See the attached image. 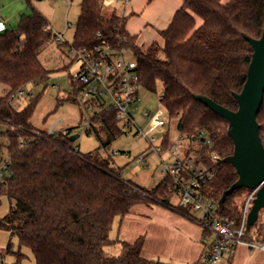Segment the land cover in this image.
<instances>
[{"label":"trees","instance_id":"1","mask_svg":"<svg viewBox=\"0 0 264 264\" xmlns=\"http://www.w3.org/2000/svg\"><path fill=\"white\" fill-rule=\"evenodd\" d=\"M263 28L264 0H183L169 26L160 31L164 44L154 41L144 49L126 30V18L107 9L105 0H81L72 43L76 47L107 44L114 50L126 49L137 60L143 87L155 90L157 82L162 83V104L176 121L179 133L189 139L188 153H200L215 170L202 184V193L214 203L217 214L229 217L235 227L242 224L246 200L242 195L249 188L236 189L219 204L224 190L238 178L226 160L234 150L228 135L230 124L195 95H206L236 110L234 93L243 88L253 53L244 34L259 38ZM53 40L55 33L47 17L33 6L15 27L0 32V82L8 87L0 97V121L7 124L0 130L5 138L0 142V165L8 156L10 168L0 182V194L5 193L9 200L0 228L16 234L20 245L31 249L36 264H176L144 257V236L134 242L121 240L118 254L105 249L116 241L110 236L116 217L125 216L137 203H160L187 216L192 211L189 205L171 201L174 192L167 177L147 188L125 177L112 156L101 153V148H109L114 139L126 133L113 108L104 106L89 120L88 132L95 134L99 148L75 155L70 151L76 146L71 134L47 136L44 130H40L43 135L34 134L39 129L31 122L33 97L21 110L10 103L9 95L25 84L46 80L49 71L40 60V51ZM72 86L69 97L77 99L82 86L74 76ZM257 119L261 128L264 101ZM198 129L208 131L213 145L198 147L191 142ZM24 139L27 143L21 145ZM214 153L217 161L212 158ZM253 225L256 228L251 232ZM253 225L245 228V237L264 242L261 211ZM204 236L213 238L208 231ZM10 251L11 245L0 248V255ZM188 264L207 261L202 256Z\"/></svg>","mask_w":264,"mask_h":264},{"label":"rangeland","instance_id":"2","mask_svg":"<svg viewBox=\"0 0 264 264\" xmlns=\"http://www.w3.org/2000/svg\"><path fill=\"white\" fill-rule=\"evenodd\" d=\"M70 1V2H69ZM2 0L0 3V19L6 22V27L11 29L15 27L19 18L23 13L31 12L32 6L43 12L53 26V31H65L66 20L72 22L70 27L65 31V38L68 44L59 45L56 40L47 43L40 51V60L49 71L45 81L40 83L29 82L25 84V93H16L14 98V106L21 110L25 108L31 100L35 102V107L31 116V122L35 128L46 130L51 124L60 121L58 128L77 127L79 137L75 140V145L80 146L83 153H89L99 148L100 143L95 134L88 132L89 120L98 111V107L94 106L88 109L80 96L72 99L69 96L73 93L72 78L79 69L80 63L75 60L74 55L69 52V47L74 41V33L76 30L78 17L80 14L81 0ZM227 2L229 0H222ZM200 21H202L199 18ZM126 56L131 59V52H126ZM7 85L0 82V97L7 92ZM32 93L33 98L30 100L28 94ZM163 94V85L159 81L155 90L149 88H141L142 100L138 103L135 111V118L138 126L143 131L151 129L149 118L144 115L147 109L152 114L158 111L163 105L160 95ZM169 121L167 112L162 111ZM170 129L173 139L177 138L179 133L176 127V121L170 120ZM7 124L0 121V130H5ZM137 127L134 126L128 131L113 140L107 149L101 148L103 155H111L116 166L122 167L124 176L132 179L137 184L152 188L157 185L163 178L162 160L169 161L172 159L170 153L161 156L150 148L149 141L136 133ZM166 132L164 130H155L152 132L154 136L153 144L159 143L160 139ZM0 142H5V138L0 136ZM114 150L118 153L115 154ZM4 155L7 153L3 149ZM144 156L142 162H136L139 156ZM9 173L3 170V176H0V182L3 181ZM250 190L247 189L243 193L244 200L247 198ZM173 203L178 202V196L173 195L171 198ZM9 210V200L5 193L0 194V218L5 216ZM264 215V208L261 209ZM200 217V212L191 211L189 219L201 225L195 220ZM120 217H116L111 231V235L117 238ZM251 232L255 231L256 226L251 227ZM203 229V228H202ZM210 241V240H208ZM244 243V242H242ZM241 244V243H239ZM238 244V245H239ZM247 244V243H246ZM11 245L12 251L0 255V264H12L19 262L20 264H36L35 257L31 249L27 246L20 245L19 237L12 234L9 230L0 228V248H6ZM248 245V244H247ZM249 246V245H248ZM110 254H118L121 249V243L116 241L105 247ZM259 249V248H254ZM167 260L176 263L173 259ZM178 264V263H176Z\"/></svg>","mask_w":264,"mask_h":264},{"label":"built area","instance_id":"3","mask_svg":"<svg viewBox=\"0 0 264 264\" xmlns=\"http://www.w3.org/2000/svg\"><path fill=\"white\" fill-rule=\"evenodd\" d=\"M106 1V0H105ZM48 29V28H47ZM55 33V40L60 44H67L62 33ZM69 52L74 55L75 60L80 63L78 71L74 78L81 84L79 96L84 105L90 109L98 107L96 114L104 106L111 107L116 111L117 118L123 129L128 132L137 127L136 133L146 138L150 143V148L155 153H170L172 159L162 160V171L164 177L171 182L170 190L178 196L176 204L181 206H191L192 210L200 212V217L195 220L201 225L204 231H208L213 238L210 240V247L204 253V259L207 264H224L225 255L233 254L239 243L245 242L251 249L259 248L264 250V242L245 237V228L248 213L253 205L254 198L259 187L249 189L250 192L245 200L243 207V219L240 227H235L232 220L227 216H220L215 210L214 203L209 200L201 190L202 184L215 175V170L210 169V165L201 156L200 153H188L190 148L189 139L182 133L177 134L174 140L170 129V120L172 119L165 106H161L157 112L152 114L149 110L144 111V115L149 118L151 129L143 131L135 118V111L138 103L142 100L141 76L138 69L137 60L132 55L129 59L126 56V49L114 50L107 44H97L93 47H76L70 45ZM25 93L24 87L9 95V101L14 105L16 93ZM33 97L32 93L28 98ZM163 94L160 95V99ZM167 112L169 121L162 115V111ZM60 121L51 124L45 131L35 130V135H55L59 132L74 134L78 132L77 127L72 130L67 128H58ZM90 126V121L88 122ZM166 132L159 143L153 144V131L164 130ZM260 135L264 144V123L260 128ZM191 142L196 143L198 147H209L213 141L208 131L198 129ZM27 140H22L21 145H25ZM191 150V149H189ZM70 151L75 155H80L81 149L78 145L72 147ZM117 154L118 151L114 150ZM214 160H218V155H212ZM144 156L139 155L135 161L142 162ZM3 170L10 173L9 157L7 156L3 164L0 165V176H3ZM123 173V171H122ZM209 240V237H205Z\"/></svg>","mask_w":264,"mask_h":264},{"label":"crops","instance_id":"4","mask_svg":"<svg viewBox=\"0 0 264 264\" xmlns=\"http://www.w3.org/2000/svg\"><path fill=\"white\" fill-rule=\"evenodd\" d=\"M105 5L110 11L114 10L126 18V30L135 35L137 43L146 49L154 41L164 44L160 31L169 26L176 12L183 6V0H106ZM197 21L201 23L199 17ZM0 24L4 25L0 32L8 29L2 19ZM71 24L67 19L66 30ZM49 26L53 30L50 21ZM65 31L56 33H62L65 38ZM65 40L68 44V40ZM110 236L119 242H134L144 236V257L161 260L170 258L178 264L200 260L210 242L205 240L202 227L191 221L189 216L160 203L153 206L135 204L128 214L120 217L117 238L111 232ZM223 261L224 264H264V250L251 249L244 242L237 245L233 254L225 255Z\"/></svg>","mask_w":264,"mask_h":264},{"label":"water","instance_id":"5","mask_svg":"<svg viewBox=\"0 0 264 264\" xmlns=\"http://www.w3.org/2000/svg\"><path fill=\"white\" fill-rule=\"evenodd\" d=\"M244 37L250 42L253 53L243 88L234 93L238 108L232 110L202 94H196L195 98L230 124L228 135L234 143V150L226 160L233 165L238 178L224 190L219 204L222 205L227 196L236 189L259 187L247 216L246 227L250 228L264 208V144L257 119L264 101V28L259 38L247 34ZM78 137L79 133L70 136L72 141Z\"/></svg>","mask_w":264,"mask_h":264},{"label":"snow or ice","instance_id":"6","mask_svg":"<svg viewBox=\"0 0 264 264\" xmlns=\"http://www.w3.org/2000/svg\"><path fill=\"white\" fill-rule=\"evenodd\" d=\"M4 27V25L3 24H0V29H2Z\"/></svg>","mask_w":264,"mask_h":264}]
</instances>
